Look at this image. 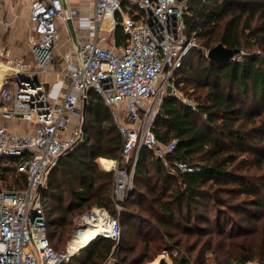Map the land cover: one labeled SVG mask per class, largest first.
Returning <instances> with one entry per match:
<instances>
[{"label": "trees", "instance_id": "obj_1", "mask_svg": "<svg viewBox=\"0 0 264 264\" xmlns=\"http://www.w3.org/2000/svg\"><path fill=\"white\" fill-rule=\"evenodd\" d=\"M116 17L111 34L113 45L119 46L127 43V34L120 23L121 15ZM183 17L185 33L195 34L196 46L173 72L172 91L162 98L151 126L160 142L175 139L176 144L166 154L167 164L150 148L139 149L133 184L144 189L146 206L136 205L165 228L176 229L181 224L190 226L192 218L201 217L206 199L215 207H225L252 225L250 230L230 233L231 219L229 232H220L227 239L251 235L248 247L233 256L236 264H245L264 258V224L259 222L264 220V171H260L264 167V48L245 47L257 24L264 25V0H190ZM219 43L240 52L226 61L207 58L204 49ZM176 89L188 98L183 99ZM122 145L110 107L89 90L82 136L56 161L40 193L46 232L55 249L61 250V234L53 240L56 230L72 224L73 217L84 210L103 207L110 211L112 207L116 216L114 173L101 167L99 158L122 161ZM177 161L192 170H181ZM252 166L256 170L250 172ZM24 185V174L13 166L0 167L1 188L10 191ZM231 195L242 196L232 202L228 200ZM217 209V219H225L226 214ZM120 213L116 216L120 227L134 219L126 209ZM123 240L122 232L118 243L94 236L75 254L85 250L83 260L78 262L73 255L62 264H94L89 260L101 246H106L101 258L109 253L116 256L113 264H141L136 256L126 257ZM158 264L167 262L160 259Z\"/></svg>", "mask_w": 264, "mask_h": 264}, {"label": "built area", "instance_id": "obj_2", "mask_svg": "<svg viewBox=\"0 0 264 264\" xmlns=\"http://www.w3.org/2000/svg\"><path fill=\"white\" fill-rule=\"evenodd\" d=\"M5 1L0 0V7ZM29 1L33 58L25 60L0 51L7 67L0 79V114L5 119L30 123V128L21 132L0 125V167L13 166L25 175L22 188L9 191L0 187V264H62L82 246L76 250L52 246L40 193L58 157L81 133L74 113L81 112L89 90L111 109L123 138L122 161L115 159L111 168L114 204L119 209L132 187L139 149L150 148L167 164L166 154L175 147V139L160 142L151 126L172 74L196 46V36L185 33L183 11L190 0H94L88 22L95 35L81 36L74 28L73 45L59 54V72L66 87L60 102L54 103L36 76L49 71L54 59V48L60 41L58 21H63L69 31L67 18L73 19L79 10L69 8L66 0ZM117 13L127 43L102 45L105 35L101 32L112 31ZM175 164L181 170H192L185 162ZM76 224L75 237L97 224L101 226L99 235L115 240L120 237L118 218L103 207L83 212Z\"/></svg>", "mask_w": 264, "mask_h": 264}, {"label": "rangeland", "instance_id": "obj_3", "mask_svg": "<svg viewBox=\"0 0 264 264\" xmlns=\"http://www.w3.org/2000/svg\"><path fill=\"white\" fill-rule=\"evenodd\" d=\"M21 1L22 5L19 7L18 17L20 27L22 28L27 15V0ZM72 8L76 9L75 7ZM82 23L83 27H87L86 22H81V26ZM106 24L107 23L104 22V25ZM11 26V29L5 33V41L8 35L17 39H24V47L27 51H29L31 38H29L28 30L21 31L17 24H12ZM101 33L105 35V40L103 41L104 44L112 45V31L108 33ZM61 35L63 43L65 42L67 34L62 32ZM252 37L251 41L245 44L246 49H257L258 51L262 50L261 48H264V25L258 23L254 29ZM253 40H257L255 44L252 43ZM10 45L11 44L9 43V46ZM63 46L64 47H62V49L67 47L66 44ZM204 50L208 52L207 49ZM27 51L21 53L22 56L19 57H22L25 60H30L28 57L29 53L27 55ZM0 62L3 63V58L1 56ZM11 86H15V79L11 81ZM175 91H177V94H179L183 99L186 100L188 98L183 95L182 91H179L178 89ZM75 116L78 118L77 121H81V112L79 110L74 113V117ZM12 120L15 121V123L12 124L13 128L10 129L12 131L21 132L27 131L30 128L29 122L23 121L19 118H13ZM74 122L75 121H72V124H74ZM120 165H123V163L120 162ZM100 166L103 167L102 165ZM125 166L128 167L127 165ZM255 170L256 168L252 166L249 171L253 172ZM260 171H264V167H262ZM134 191H136V193L130 196V194ZM144 195V189L142 187L136 189L135 185L132 183L129 193H127L124 199L120 202V208L118 209L115 206L116 216H119L121 214V210L123 209H126L134 214V219H130L125 224L121 225V232L124 236L123 242L126 243L124 246L126 248V252H128L126 255L127 258L136 256V258H140V260H142L141 264H158L160 259H164L167 264H175L182 257L186 260L185 264H236L233 260V256L248 247V244L250 243L251 235H238L232 239H227L222 233H220L222 229H224L225 232H229V228L232 225L231 219L233 220V226L230 229V233L250 230L252 225H246L245 221H243L240 217H236L235 214L230 213L225 207H215L213 202L209 199H206L207 203L203 204L201 208V214H203L201 217L192 218L190 226L181 224V227L176 229L172 226L165 228L159 224L155 218L151 217L148 212L136 205V203H141L143 206H146V201L143 198ZM241 196L242 195H240V197ZM240 197L237 198L231 195L228 197V200L236 202V200L240 199ZM152 207L156 210V207L153 204ZM217 208H221L219 209L221 213H223L221 215L225 216L226 214L225 219H217L215 216L216 213H218ZM112 209L113 208L110 207L109 212L113 215L114 213ZM157 209H159V206H157ZM81 214H77L73 217L72 224L56 230L57 233L53 240L56 241L58 234H61V239L58 241V247L61 250L67 248H71V250L73 249L75 239L77 238L74 235L78 230L76 222ZM259 222L264 224V220L262 219ZM94 236H96V234L93 235V237ZM118 240H115V242L118 243ZM131 247L134 248L133 251H131ZM105 249L106 246L99 247L94 251V254L97 253V255L91 257L89 261L94 262V264H113L116 256L112 255V253H109L105 257L101 258L106 251ZM79 250L80 249L71 255H74L75 259H78V262L79 260H83L86 256L85 250H81V253L78 256L75 255L79 253ZM175 251L176 253H174ZM245 264H264V258H255Z\"/></svg>", "mask_w": 264, "mask_h": 264}, {"label": "crops", "instance_id": "obj_4", "mask_svg": "<svg viewBox=\"0 0 264 264\" xmlns=\"http://www.w3.org/2000/svg\"><path fill=\"white\" fill-rule=\"evenodd\" d=\"M66 2L69 8L75 7L77 10H79L78 15L74 16V18L72 19L73 27L77 29V33L81 36H90L93 38L95 35L94 29L91 27L88 21L91 15V8L94 4V0H66ZM21 5H22L21 0H6L5 3L0 7V25H1L0 27V51L6 50L9 56L19 57V56H22L21 53H23L24 51H27L24 47V44H25L24 39H17V38L11 37V35H8L5 41V33H7L9 29H11L12 24H17L20 27L18 12H19V7ZM29 9H30V1L27 0V9H26L27 15H26L22 28L20 27V30L21 31L28 30L29 38H31L33 35V31L30 28ZM5 22H6L7 27H4ZM58 22H59V27H60V41H59V44L54 48V59L49 66V71L37 74L36 76L37 79L43 83V86L48 95V98L50 99V101L54 103L60 102L62 91L66 87V80L59 72V66H60L59 54L67 50L68 48H70L74 42V40L71 37L70 31L67 30L64 22L61 20H59ZM81 22H86L87 27H83V23L81 26L80 24ZM104 22L106 23V21ZM26 25H27V28H26ZM67 27H68V24H67ZM62 32H65L67 34V37L65 38V42L63 43H62L63 38L61 35ZM8 42L11 44L10 46ZM101 43L102 45H105L103 41ZM65 44L67 47L62 49V47H64L63 45ZM109 46H111V44ZM27 55L30 59L33 58V53L31 49L27 51ZM0 64H2V68H0V79H1V76L7 70V67L2 62H0ZM72 121H75V119H72ZM14 123L15 121H13L12 119H5L0 114V125L1 126H4L8 129H12L13 128L12 124ZM101 158H104V157H101Z\"/></svg>", "mask_w": 264, "mask_h": 264}, {"label": "water", "instance_id": "obj_5", "mask_svg": "<svg viewBox=\"0 0 264 264\" xmlns=\"http://www.w3.org/2000/svg\"><path fill=\"white\" fill-rule=\"evenodd\" d=\"M67 24H68L70 34L72 38L75 40V32H74V27H73L71 18H67ZM239 52L240 50L237 48H228V47H225L223 44L219 43L213 46L212 48L208 49L207 58L226 61V60L231 59L235 54ZM171 91H172V86L171 84H168L166 87V93H170ZM86 106H87V99L84 98L82 102V109H81V121H80L81 133L79 134L77 140H79L82 136V129H83V124H84L85 116H86ZM185 262H186L185 258L182 257L175 264H185Z\"/></svg>", "mask_w": 264, "mask_h": 264}, {"label": "bare ground", "instance_id": "obj_6", "mask_svg": "<svg viewBox=\"0 0 264 264\" xmlns=\"http://www.w3.org/2000/svg\"><path fill=\"white\" fill-rule=\"evenodd\" d=\"M0 68H2V64H0ZM99 162L105 169H111L115 163L114 160L107 158H99ZM100 231H101V226L99 224L94 226H88L87 228H85L82 231V234L77 236V238L75 239V245L72 250H76L78 246H86L87 242H89V240L93 237V235L96 234V236H98Z\"/></svg>", "mask_w": 264, "mask_h": 264}]
</instances>
